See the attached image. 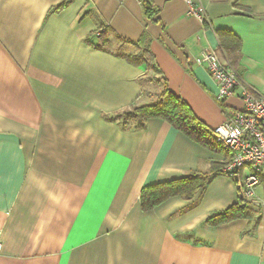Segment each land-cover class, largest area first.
<instances>
[{
	"label": "crops",
	"instance_id": "1",
	"mask_svg": "<svg viewBox=\"0 0 264 264\" xmlns=\"http://www.w3.org/2000/svg\"><path fill=\"white\" fill-rule=\"evenodd\" d=\"M199 1L203 22L183 0H151L152 19L140 0H0V264H264V186L251 200L258 224H204L239 200L223 174L191 200L141 206L145 186L208 173L227 150L161 118L130 131L104 118L153 103L156 78L209 129L222 125L241 90L218 102L194 62L204 51L228 61L219 32L239 40L235 68L264 96V0ZM145 32L158 72L119 57L140 52Z\"/></svg>",
	"mask_w": 264,
	"mask_h": 264
},
{
	"label": "trees",
	"instance_id": "2",
	"mask_svg": "<svg viewBox=\"0 0 264 264\" xmlns=\"http://www.w3.org/2000/svg\"><path fill=\"white\" fill-rule=\"evenodd\" d=\"M67 5L68 2L63 3L55 10L60 11ZM142 5L146 16L152 19L157 11L154 10L150 2H143ZM107 32V28H102L100 32L97 33V43L94 44L97 49L103 50L108 46L109 41L106 36ZM218 35L220 38L229 39L228 42L222 43V49L224 50L228 62L235 67V61L238 59L241 52L239 40L228 32H219ZM149 43L150 38L147 32H145L140 42L135 45L136 47L142 48L140 52L122 54L119 55V57L133 65H147L150 69L158 72L151 64L153 62V57ZM149 83H155L161 87L153 103L136 105L131 109L115 115H108L104 118L110 123L119 125L125 131L142 130L146 127L149 120L161 118L193 142L211 151L224 152L226 150L222 145L216 143L213 130L209 129L203 122L197 119L191 108L169 90L167 82L164 79L151 78ZM226 164L227 162H214L208 173L192 172L187 177L179 180L145 186L140 195L142 209L145 212L151 211L173 198L193 199L198 193L204 190L216 176L220 174L230 176L225 172ZM238 175V173H235L230 177L240 186V178ZM259 214L258 206L245 199L241 192L236 204L224 211H218L212 214L204 224L212 229L239 219H250L254 221L255 224H258L260 221Z\"/></svg>",
	"mask_w": 264,
	"mask_h": 264
},
{
	"label": "built area",
	"instance_id": "3",
	"mask_svg": "<svg viewBox=\"0 0 264 264\" xmlns=\"http://www.w3.org/2000/svg\"><path fill=\"white\" fill-rule=\"evenodd\" d=\"M140 1L143 3L151 0ZM183 1L187 7V16L203 22L205 13L200 1ZM194 62L205 67L216 83L218 102H226L235 96L237 90H241L243 108L229 112L226 121L215 127L213 133L216 143L229 153L225 172L230 176L239 174L243 197L251 201L257 189L264 186V96L244 86L235 67L228 61H222L215 52L204 51Z\"/></svg>",
	"mask_w": 264,
	"mask_h": 264
},
{
	"label": "rangeland",
	"instance_id": "4",
	"mask_svg": "<svg viewBox=\"0 0 264 264\" xmlns=\"http://www.w3.org/2000/svg\"><path fill=\"white\" fill-rule=\"evenodd\" d=\"M154 87L156 88V92H155V94H157L160 90H161V87L160 86H158V85H156L155 83H154Z\"/></svg>",
	"mask_w": 264,
	"mask_h": 264
}]
</instances>
